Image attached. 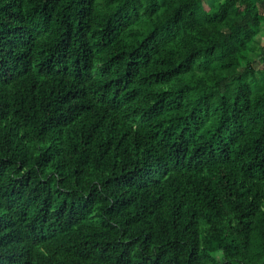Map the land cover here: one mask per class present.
<instances>
[{"label":"trees","instance_id":"obj_1","mask_svg":"<svg viewBox=\"0 0 264 264\" xmlns=\"http://www.w3.org/2000/svg\"><path fill=\"white\" fill-rule=\"evenodd\" d=\"M263 31L264 0H0V264H264Z\"/></svg>","mask_w":264,"mask_h":264},{"label":"rangeland","instance_id":"obj_2","mask_svg":"<svg viewBox=\"0 0 264 264\" xmlns=\"http://www.w3.org/2000/svg\"><path fill=\"white\" fill-rule=\"evenodd\" d=\"M213 2V0H206V6L209 7L211 5V3ZM258 39V38H257ZM258 41L261 43V44H264V31H263V35L259 36V39ZM258 65V63H257Z\"/></svg>","mask_w":264,"mask_h":264}]
</instances>
